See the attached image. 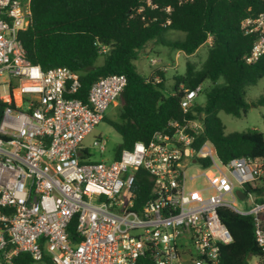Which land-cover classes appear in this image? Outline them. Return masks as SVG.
<instances>
[{"label":"built area","instance_id":"obj_1","mask_svg":"<svg viewBox=\"0 0 264 264\" xmlns=\"http://www.w3.org/2000/svg\"><path fill=\"white\" fill-rule=\"evenodd\" d=\"M32 20L31 0H0V264L20 253L35 264H224L221 249L233 241L219 215L224 207L253 216L262 254L247 264H264V192L245 190L264 185V156L224 163L212 143L194 146L203 120L184 117L117 159L92 160L83 141L118 105L127 78L102 77L80 96L79 72L27 59L20 34ZM241 30L254 36L244 59L255 63L264 55V10ZM180 89L188 114L204 86ZM95 145L107 149L101 139ZM140 169L152 189L135 209Z\"/></svg>","mask_w":264,"mask_h":264},{"label":"trees","instance_id":"obj_2","mask_svg":"<svg viewBox=\"0 0 264 264\" xmlns=\"http://www.w3.org/2000/svg\"><path fill=\"white\" fill-rule=\"evenodd\" d=\"M31 10L32 23L20 34L31 63L44 70L66 66L79 72L82 97L102 77L126 76L127 84L118 98V119L104 118L122 138L113 159L136 142H148L170 120L184 117L203 120L205 130L194 146L212 143L224 163L238 157L264 156L263 132L254 129L227 134L219 116L224 112L241 117L251 105H264V97L246 101V89L264 77V55L255 63L245 62L254 36L241 30L245 18L264 10V0H31ZM170 33L182 36L172 38ZM209 38L212 44L206 60L199 68L188 63L185 74L174 78L169 93L163 71L156 69L155 75L146 77L137 70L138 53L148 45L192 55ZM156 76L162 79L159 83ZM182 84L186 88L204 86L205 101L197 102L188 114L180 105ZM202 162L210 165L208 160ZM135 187V209H139L151 195L148 172H136ZM245 190L262 194L264 185L253 189L246 184ZM219 215L233 237L221 249L224 264H247L253 255L262 254L254 236L253 216L226 207ZM261 217L264 225V214ZM12 264L35 263L30 255L20 253Z\"/></svg>","mask_w":264,"mask_h":264},{"label":"rangeland","instance_id":"obj_3","mask_svg":"<svg viewBox=\"0 0 264 264\" xmlns=\"http://www.w3.org/2000/svg\"><path fill=\"white\" fill-rule=\"evenodd\" d=\"M169 35L172 38L182 36L179 33H170ZM207 42L192 55H186L183 51L163 45H148L138 53V57L135 61L137 70L141 75L146 77L155 75L156 69L163 71L164 86L167 91L166 93H169L173 89L175 83L174 78L178 75L185 74L188 63L199 68L206 60L209 48ZM97 62L101 63L102 58L100 57ZM206 85H208V83ZM261 97H264V77L260 79L256 85L246 89V101L248 103H252ZM204 101V95H200L198 102L203 103ZM120 110V104L118 102L116 107L110 108L107 117L112 120H117ZM219 116L225 126V133L227 134L231 132H248L254 129L264 133V105H251L247 113L241 117H234L224 112H221ZM97 139H101L106 144L107 149L104 153H101L98 146L95 145ZM121 144V136L106 121L101 122L83 141V145L88 148L92 160L97 161L113 160L114 154ZM197 169L198 168L193 165L188 170L189 175L195 173ZM228 199L229 201H233L230 197H228ZM235 204L240 209L248 210L249 207H251L248 202L242 200L235 201Z\"/></svg>","mask_w":264,"mask_h":264},{"label":"water","instance_id":"obj_4","mask_svg":"<svg viewBox=\"0 0 264 264\" xmlns=\"http://www.w3.org/2000/svg\"><path fill=\"white\" fill-rule=\"evenodd\" d=\"M237 195H238V197H239L240 199H244V198H245V194H244L243 191H241V190H238V191H237Z\"/></svg>","mask_w":264,"mask_h":264}]
</instances>
